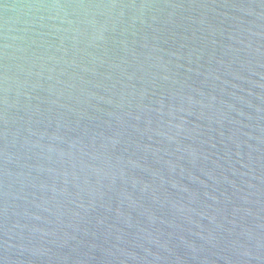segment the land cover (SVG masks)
<instances>
[{
  "label": "water",
  "instance_id": "water-1",
  "mask_svg": "<svg viewBox=\"0 0 264 264\" xmlns=\"http://www.w3.org/2000/svg\"><path fill=\"white\" fill-rule=\"evenodd\" d=\"M0 264H264V0H0Z\"/></svg>",
  "mask_w": 264,
  "mask_h": 264
}]
</instances>
